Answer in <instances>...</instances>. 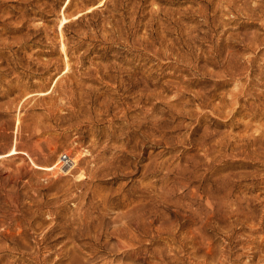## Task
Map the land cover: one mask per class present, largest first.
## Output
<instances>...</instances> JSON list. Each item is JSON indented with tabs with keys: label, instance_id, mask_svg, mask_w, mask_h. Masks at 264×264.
I'll return each mask as SVG.
<instances>
[{
	"label": "rangeland",
	"instance_id": "obj_1",
	"mask_svg": "<svg viewBox=\"0 0 264 264\" xmlns=\"http://www.w3.org/2000/svg\"><path fill=\"white\" fill-rule=\"evenodd\" d=\"M0 264H264V0H0Z\"/></svg>",
	"mask_w": 264,
	"mask_h": 264
},
{
	"label": "built area",
	"instance_id": "obj_2",
	"mask_svg": "<svg viewBox=\"0 0 264 264\" xmlns=\"http://www.w3.org/2000/svg\"><path fill=\"white\" fill-rule=\"evenodd\" d=\"M59 162L61 168L71 167L74 165V156L70 155L69 153L63 152L60 155Z\"/></svg>",
	"mask_w": 264,
	"mask_h": 264
},
{
	"label": "bare ground",
	"instance_id": "obj_3",
	"mask_svg": "<svg viewBox=\"0 0 264 264\" xmlns=\"http://www.w3.org/2000/svg\"><path fill=\"white\" fill-rule=\"evenodd\" d=\"M99 4H100V3H99ZM67 6H68V5H67ZM66 9H67V8H66ZM68 9H69V8H68ZM88 11H89V10H88ZM72 14H73V13H72ZM72 14H71V15H72ZM74 14H75V13H74ZM64 17H65V16H64ZM75 18H76V17H75ZM67 19H68V18H67ZM63 21H64L63 19L60 21V24H61L60 26H61V27H63V25H62V24L64 23ZM61 27H60V28H61ZM64 36H65V35H64ZM64 36H63V30H61V37H64ZM62 47H63V48L66 47V43H63ZM63 48H62V49H63ZM65 54H66V53H65ZM249 64H250V63H249ZM40 92L42 93V91H40ZM70 155H71V154H70ZM51 169H52V168H51ZM68 169H69V168H68Z\"/></svg>",
	"mask_w": 264,
	"mask_h": 264
}]
</instances>
